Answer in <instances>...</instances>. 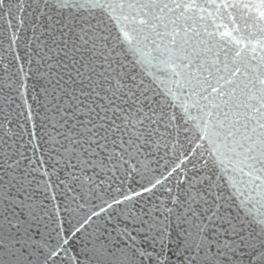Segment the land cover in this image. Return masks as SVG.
I'll return each mask as SVG.
<instances>
[{
	"label": "snow or ice",
	"instance_id": "obj_1",
	"mask_svg": "<svg viewBox=\"0 0 264 264\" xmlns=\"http://www.w3.org/2000/svg\"><path fill=\"white\" fill-rule=\"evenodd\" d=\"M5 16L31 20L24 48L46 67L50 115L40 135L14 30L16 71L0 67V264H264V0H0ZM12 92L32 157L8 127ZM60 185L78 195L50 207ZM101 190L109 199L73 224V202Z\"/></svg>",
	"mask_w": 264,
	"mask_h": 264
},
{
	"label": "water",
	"instance_id": "obj_2",
	"mask_svg": "<svg viewBox=\"0 0 264 264\" xmlns=\"http://www.w3.org/2000/svg\"><path fill=\"white\" fill-rule=\"evenodd\" d=\"M203 2V0H201ZM96 12V15L105 21L108 27L112 30V35L116 36L118 35V29L115 26L114 22L109 21L107 19V15L102 13L100 10H94ZM209 12H213L214 9L209 8ZM8 17L0 18V67H2V64H9L10 61H12L13 55H15V52H9L8 51V45L10 42V36L12 31L19 30V34L21 37V40L18 42L17 45L14 46L15 51L19 52V54L22 57L21 63H24L25 70L28 71L29 69H32L33 71L29 73V76L27 77V85H28V93H27V101L29 104L32 105L33 109V117L36 122V124L39 126L37 127L36 131L43 135V124H46L47 121L44 119L45 116L50 115L48 112V99L49 97L46 96L45 92L43 91L44 88L48 87L47 79L42 75L46 72V67L41 65L40 66V72H35L34 70L37 68L36 61L38 60V57L34 56L33 49H25L24 48V40L25 39H31L32 38V24L31 20L29 19L25 25L21 28L18 25V22L16 20H13V27L10 28L7 24ZM219 21L217 20V23ZM226 22V21H225ZM209 25V30H214L211 25L213 23L212 19L209 18L206 22ZM202 26V25H201ZM37 35H39V30L36 32ZM35 46H33L34 48ZM123 50L125 52V55L127 56L126 63L128 62H134L135 57L133 53L127 51V46H122ZM119 50V49H118ZM27 53V55H26ZM32 59V63H28V59ZM16 62L13 61L12 64H9L10 71L15 72L16 68L13 66ZM148 71L145 67L141 65H137L135 72L140 73L146 84L151 83L153 88L157 91L164 92V87L160 84L159 79H156L154 81V76L159 77L160 79H163L164 77L160 75L159 72H156L154 69L151 70L153 72V75H149ZM7 73H4L3 71H0V81H5L7 79ZM16 80V83H19L21 80L24 79L23 75L21 74L18 77L14 78ZM22 91V90H21ZM9 90L4 89V93L7 94ZM15 97V103L12 104L10 107L5 104L4 110L5 112H10L11 115L9 116V119L12 121L11 124L8 125V127H11L17 131H20L23 134V139L20 141V144L22 145L21 150L25 151V155L32 157L33 153L31 151V145H28L26 142L30 138L28 135V132L32 130V121L26 120L27 116V110L24 107V99H22L17 92L11 93ZM164 97H161L163 99ZM179 111V109H177ZM23 113V115H21ZM3 116L0 114V119H2ZM50 127V126H49ZM188 128L191 129L188 135H195L196 129L193 125L189 124ZM40 153H37L36 155L39 156ZM163 155V153H161ZM171 159V157H169ZM149 160L151 161L150 167L155 169L156 168V162L153 157H149ZM49 164L54 163V161H49ZM163 163V161H161ZM34 166V165H33ZM49 171H51V168H49ZM36 179L34 181V185L43 183V181L48 180V177L43 176L42 171L41 172H34L32 174ZM58 175L61 176V178L65 177L67 175L66 172L58 173ZM31 178V177H30ZM52 180H55L56 177L53 176L51 178ZM137 179H139L137 177ZM130 182V181H129ZM55 193L57 195V201H45L49 206L53 203H65L67 201V198L72 195H78V193H72L68 192L64 185H60L59 188H55ZM62 193H66V195H61ZM45 195H50V193H43L41 189L37 188V198L43 199ZM103 195L104 199H109V195L106 194L103 190L101 192H98L95 196L86 198L85 199H78L77 201H74L72 206L73 208H76L77 211L72 214L70 217L72 219V223L75 224L77 220H79L81 217L86 216L90 213L91 210H99V206L102 204V200L98 197ZM78 205H83V207H77ZM61 216H65L66 214L61 211ZM96 219V218H94ZM101 219V222H103V219ZM108 226H113V221H107ZM95 225H93L94 227Z\"/></svg>",
	"mask_w": 264,
	"mask_h": 264
}]
</instances>
